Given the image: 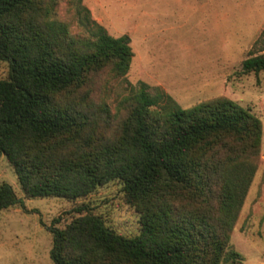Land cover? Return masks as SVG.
<instances>
[{
    "label": "trees",
    "instance_id": "obj_1",
    "mask_svg": "<svg viewBox=\"0 0 264 264\" xmlns=\"http://www.w3.org/2000/svg\"><path fill=\"white\" fill-rule=\"evenodd\" d=\"M49 0H0V156L14 167L28 197H86L119 180L139 213V232L127 237L86 205L64 228L52 227L54 264H241L230 232L255 172L261 122L235 101L219 98L181 108L149 86L124 98L114 138L95 139V121L73 93L107 65L124 77L133 51L126 34L114 37L74 8L89 37L51 19ZM264 71V53L241 62ZM88 97L85 91L83 97ZM23 204L0 184V210Z\"/></svg>",
    "mask_w": 264,
    "mask_h": 264
},
{
    "label": "rangeland",
    "instance_id": "obj_2",
    "mask_svg": "<svg viewBox=\"0 0 264 264\" xmlns=\"http://www.w3.org/2000/svg\"><path fill=\"white\" fill-rule=\"evenodd\" d=\"M75 0H49L51 19L64 22L85 38ZM90 17L114 36L130 37L133 57L124 77L112 65L93 73L73 93V102L91 121L95 139L114 138L125 116V97L140 83L160 89L181 107L219 98L235 101L259 118L261 138L255 172L230 232L241 264H264V71L243 72L241 62L264 53V0H82ZM0 59V80L9 76ZM85 91L88 97L84 95ZM8 183L23 204L0 210V264H54L52 227L64 228L81 205L101 215L117 233L139 232V213L127 202L119 180L98 186L74 201L64 197H28L7 157L0 156V184Z\"/></svg>",
    "mask_w": 264,
    "mask_h": 264
}]
</instances>
